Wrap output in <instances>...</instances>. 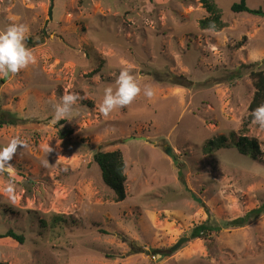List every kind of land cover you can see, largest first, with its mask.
I'll return each mask as SVG.
<instances>
[{
    "label": "rangeland",
    "instance_id": "1",
    "mask_svg": "<svg viewBox=\"0 0 264 264\" xmlns=\"http://www.w3.org/2000/svg\"><path fill=\"white\" fill-rule=\"evenodd\" d=\"M215 1L220 30L201 28L200 0H0V30L5 9L21 17L37 57L0 75V119L18 120L0 123V145L29 142L10 161L13 196L0 174V264H264V214L230 225L264 208V129L252 121L245 132L259 141L258 158L235 146L256 91L250 72L264 70V0H247L262 15ZM123 64L156 95L105 117L97 105ZM66 92L82 99L74 118L53 124ZM220 135L228 146L204 152ZM115 150L126 164L122 201L94 159ZM201 224L214 230L193 238ZM9 230L25 242L3 236Z\"/></svg>",
    "mask_w": 264,
    "mask_h": 264
},
{
    "label": "clouds",
    "instance_id": "2",
    "mask_svg": "<svg viewBox=\"0 0 264 264\" xmlns=\"http://www.w3.org/2000/svg\"><path fill=\"white\" fill-rule=\"evenodd\" d=\"M4 11L8 24L4 29L0 30V75L11 76L28 68L30 65H34L37 62V57L26 43L30 35L29 25L9 9ZM141 93L149 100L156 95L151 85L141 86V81L134 73L132 64H123L115 79V86H108L104 89L102 102L97 105L98 110L101 115L107 117L114 110L130 105ZM81 99L82 97L76 93L66 92L60 98V101L54 104L52 123L56 124L62 120L74 118V107L77 101ZM252 117L253 122L264 129V104L253 110ZM28 147V140L19 135L12 137L7 144L0 145V174L7 173L9 177V182L4 188V192L10 197L15 192L16 183L15 171L10 161L17 153L18 148L24 150ZM41 149L48 154L53 151L50 144L41 145Z\"/></svg>",
    "mask_w": 264,
    "mask_h": 264
},
{
    "label": "trees",
    "instance_id": "3",
    "mask_svg": "<svg viewBox=\"0 0 264 264\" xmlns=\"http://www.w3.org/2000/svg\"><path fill=\"white\" fill-rule=\"evenodd\" d=\"M208 12V16L201 20L200 26L203 29H214L220 30L225 22L222 18V10L215 0H200ZM231 10L235 13L248 12L252 14H263L261 8L253 9L247 4V0H240L231 5ZM251 77L254 78V85L256 91L253 95V99L249 106V115L244 122V128L239 138L235 142V146L239 152L245 155H249L253 158H258L262 154V149L259 141L256 138L250 137L245 132L248 130V124L253 121L252 112L261 104H264V70H253L250 72ZM64 121V120H62ZM61 121V122H62ZM17 119L5 121L0 119V123L4 124H16ZM71 133V130L63 127L59 134L61 137H66L67 134ZM228 146V139L225 135H220L215 138H211L205 142L203 149L204 152L210 153L214 150H218ZM95 161L99 164L102 170V177L104 182L112 188L116 193V200L122 201L127 197V175L125 172L126 164L123 153L120 150L115 151H98L94 155ZM264 214V208L260 207L250 212H247L244 216L239 217L230 222L232 227H241L249 223L252 219H255ZM60 216L56 217L59 219ZM214 229L211 225L201 224L198 225L192 232L193 238H208ZM218 232L219 230H215ZM3 236L11 237L20 243L25 242V236L17 234L13 230L7 231Z\"/></svg>",
    "mask_w": 264,
    "mask_h": 264
},
{
    "label": "water",
    "instance_id": "4",
    "mask_svg": "<svg viewBox=\"0 0 264 264\" xmlns=\"http://www.w3.org/2000/svg\"><path fill=\"white\" fill-rule=\"evenodd\" d=\"M140 138H144V137H140ZM164 151L166 152V154L171 156L175 162H177V160L175 158V155L173 153V148L172 147H170L169 145H165L164 146Z\"/></svg>",
    "mask_w": 264,
    "mask_h": 264
}]
</instances>
